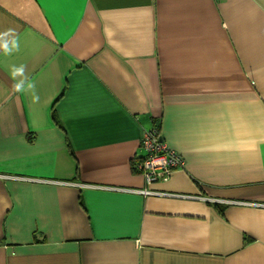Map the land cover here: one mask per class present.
Returning a JSON list of instances; mask_svg holds the SVG:
<instances>
[{
    "label": "crops",
    "instance_id": "1",
    "mask_svg": "<svg viewBox=\"0 0 264 264\" xmlns=\"http://www.w3.org/2000/svg\"><path fill=\"white\" fill-rule=\"evenodd\" d=\"M9 27L0 264H264V0H0ZM154 126L185 164L148 184Z\"/></svg>",
    "mask_w": 264,
    "mask_h": 264
},
{
    "label": "built area",
    "instance_id": "2",
    "mask_svg": "<svg viewBox=\"0 0 264 264\" xmlns=\"http://www.w3.org/2000/svg\"><path fill=\"white\" fill-rule=\"evenodd\" d=\"M139 145L143 155L135 167L148 184L167 179L173 170L184 168V158L162 140L157 127L144 130Z\"/></svg>",
    "mask_w": 264,
    "mask_h": 264
},
{
    "label": "clouds",
    "instance_id": "3",
    "mask_svg": "<svg viewBox=\"0 0 264 264\" xmlns=\"http://www.w3.org/2000/svg\"><path fill=\"white\" fill-rule=\"evenodd\" d=\"M20 37L15 28L9 27L0 31V53L11 56L20 51ZM8 73L13 81L12 91L14 93H25L30 95L31 103L38 104L40 96L37 92L35 81L28 75L26 65L13 64L9 66Z\"/></svg>",
    "mask_w": 264,
    "mask_h": 264
},
{
    "label": "trees",
    "instance_id": "4",
    "mask_svg": "<svg viewBox=\"0 0 264 264\" xmlns=\"http://www.w3.org/2000/svg\"><path fill=\"white\" fill-rule=\"evenodd\" d=\"M157 128H158V127H157ZM28 138H29V137H28ZM29 139H31V138H29ZM218 209H219L220 211L223 210L222 207H220V206H218Z\"/></svg>",
    "mask_w": 264,
    "mask_h": 264
},
{
    "label": "bare ground",
    "instance_id": "5",
    "mask_svg": "<svg viewBox=\"0 0 264 264\" xmlns=\"http://www.w3.org/2000/svg\"><path fill=\"white\" fill-rule=\"evenodd\" d=\"M155 127V126H154Z\"/></svg>",
    "mask_w": 264,
    "mask_h": 264
}]
</instances>
